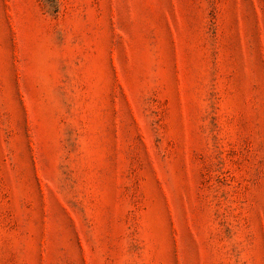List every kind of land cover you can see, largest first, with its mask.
Wrapping results in <instances>:
<instances>
[{"label": "rangeland", "instance_id": "1", "mask_svg": "<svg viewBox=\"0 0 264 264\" xmlns=\"http://www.w3.org/2000/svg\"><path fill=\"white\" fill-rule=\"evenodd\" d=\"M0 264H264V0H0Z\"/></svg>", "mask_w": 264, "mask_h": 264}]
</instances>
